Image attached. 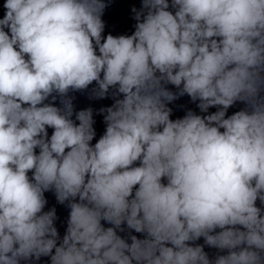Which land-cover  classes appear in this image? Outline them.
I'll list each match as a JSON object with an SVG mask.
<instances>
[{
    "label": "clouds",
    "instance_id": "clouds-1",
    "mask_svg": "<svg viewBox=\"0 0 264 264\" xmlns=\"http://www.w3.org/2000/svg\"><path fill=\"white\" fill-rule=\"evenodd\" d=\"M107 6L4 0L0 264H264V0H141L134 32L104 37ZM93 82L114 99L95 144L69 96ZM185 94L217 110L171 119Z\"/></svg>",
    "mask_w": 264,
    "mask_h": 264
}]
</instances>
